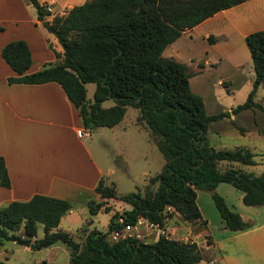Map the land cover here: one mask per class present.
I'll list each match as a JSON object with an SVG mask.
<instances>
[{"label": "trees", "instance_id": "1", "mask_svg": "<svg viewBox=\"0 0 264 264\" xmlns=\"http://www.w3.org/2000/svg\"><path fill=\"white\" fill-rule=\"evenodd\" d=\"M27 1L63 51L56 54L60 60L28 73L32 57L26 41H9L2 47L1 55L15 75L9 76L7 82H57L77 108L88 132L117 125L127 107L138 109L136 121L146 127L164 163L159 172L148 178L142 191L138 187L136 191L119 194L115 184H106L101 178L95 187L101 200L88 202L89 214L110 211L106 206L108 199L121 200L130 209L114 212L106 231L82 227L83 243L57 228L73 204L40 193L0 207V242L12 241L32 250L62 243L70 251L69 264H198L204 255L196 241L165 236L154 242L109 238L113 226L120 227L115 222L119 214L125 222L144 217L162 224L168 214L175 212L187 222L207 226L196 202L197 190L211 192L226 229L240 231L251 227V223L227 206L215 189L221 182L229 183L243 192L245 205L261 206L264 173L257 175L241 168L255 164L249 149L217 150L211 146L207 136L209 123L229 117L230 112L208 115L203 98L190 88L189 79L195 72L162 54L185 30L246 0H87L50 19L46 3ZM207 39L215 41L213 36ZM245 42L254 80L246 100L234 107L232 113L253 107L264 110L254 99L264 83V29L249 33ZM87 83L95 84L92 100L87 98ZM107 99L114 103L103 106ZM221 162L227 163L225 170H220ZM10 186L5 158L0 155V187ZM167 206L173 210L168 212ZM39 224L43 235L37 238ZM45 263L43 260L32 264Z\"/></svg>", "mask_w": 264, "mask_h": 264}, {"label": "crops", "instance_id": "2", "mask_svg": "<svg viewBox=\"0 0 264 264\" xmlns=\"http://www.w3.org/2000/svg\"><path fill=\"white\" fill-rule=\"evenodd\" d=\"M38 1L51 3L54 13L62 14L87 0ZM30 5L24 0H0V155L5 158L11 179V186L0 187L4 188L0 192L15 191L18 195H15L13 201L28 200L36 193L69 200L73 208L61 218L57 228L64 230L61 227L63 218L71 223L73 217H76L77 223H82L76 229L77 234L82 227L88 230L96 227H92L93 220L88 216L82 218L75 215L76 203L85 205L89 214L88 202L101 200L95 190L99 180L106 176L108 178L104 180L106 184L113 183L117 186L116 178H109L116 171L114 165L103 167L95 161L82 139L75 136V132L80 128L84 129L82 119L77 108L57 82L40 84L7 82L9 76L15 75L1 55L2 47L9 41L16 39L26 41L32 57L28 73L38 71L45 63L60 60L56 54L61 55L63 51L56 37L48 32L37 18L35 8L32 5L29 7ZM262 29H264V0H246L221 10L185 30L162 53L164 57L184 63L195 72L189 79L190 88L203 98L208 115L230 112L229 117L209 123L208 131L213 128L218 137L227 127V135L234 138L246 137L252 133L264 138V121L257 123L255 120V117L257 119L255 110L260 109L253 107L237 113L231 112L234 107L246 100L254 80L253 64L245 37L253 31ZM210 36L215 38L212 43L207 39ZM238 93L239 98L236 97ZM254 99L264 106V83L258 88ZM138 114L139 111L131 126L125 125L123 117L120 123L111 128L119 127L123 134L132 136L133 133L144 132L141 139L142 147L135 158L141 163L138 169L139 174L145 177V184L153 174H150L148 164L146 165L149 155L144 144L146 142L151 144L152 141L146 127L137 123ZM237 127H241L244 132L239 131ZM253 127L254 131L251 132ZM132 136L128 137V141L133 139ZM73 147L77 153L75 161L70 159ZM247 149L254 154V160L255 156L259 155L254 165L264 164V149L257 153L250 148ZM125 163L127 164V161ZM124 165L123 161L121 170L125 169ZM238 191L235 192L227 187V196L235 198L236 201L234 205L230 204L232 206L230 209L238 212L242 219L252 226L245 230L231 231L223 225L224 232H227V236L224 234V239L215 238L207 230L212 236L211 247L217 251L220 264H264V205H245L242 201L243 192ZM111 200L117 199L106 200V206L110 207L108 212L121 213L130 209V205L121 200H118V207H113ZM196 202L202 219H205L198 204V190ZM95 215L89 214V216ZM64 231L75 238L71 230ZM23 248L32 250L28 246ZM15 250L18 248L7 249L4 243H0V254L6 261Z\"/></svg>", "mask_w": 264, "mask_h": 264}, {"label": "rangeland", "instance_id": "3", "mask_svg": "<svg viewBox=\"0 0 264 264\" xmlns=\"http://www.w3.org/2000/svg\"><path fill=\"white\" fill-rule=\"evenodd\" d=\"M27 5H30L27 0H24ZM29 7H32L31 5ZM87 98L89 100L93 99V91L95 89L94 83H87ZM236 97H240V94H236ZM112 99H107L103 102V106H111L113 104ZM259 109V108H258ZM257 114L256 122L258 123L264 121V110H255ZM138 110L132 107H127L126 114L124 116V123L127 126H131L132 122L135 120ZM220 120V119H219ZM242 120V118H241ZM233 125V124H232ZM220 128V127H219ZM224 133L220 137L215 135L213 128L207 132V136L211 146L215 149H233L236 146H243L250 148L253 152H261V149H264V138L257 137L256 134H248L246 137H232L227 135V127L224 128ZM133 131V130H131ZM254 131V127L251 129V132ZM133 133V136L130 134H123L119 127L109 128V127H98L90 132H85L84 129L80 128L78 132H75V136L81 138L83 144H85L88 151L92 154L95 161L99 162L103 167L107 165H114L115 173L112 177L116 178L117 186L116 189L119 194H127L129 192L136 191L138 187H141V191L144 189V176L139 174L138 165L139 160L135 158L138 150L142 147L143 133ZM132 136L133 139L128 141V137ZM145 143V142H144ZM146 152L149 155V160L146 162L150 170V174H156L161 170V167L164 163V159L161 153L158 151L157 147L152 141L151 144H144ZM123 149V151H122ZM70 159L75 161L77 159V153L72 148V153ZM259 159V155L255 156V160ZM124 161L125 169H120L121 164ZM127 161V164L125 163ZM241 166V165H240ZM244 170L253 172L255 174L264 173V164L254 165V166H241ZM220 170H225L227 168L226 162H221L219 165ZM125 170V171H123ZM120 177V178H119ZM104 180L108 178L103 177ZM144 184V185H143ZM156 185L152 186L153 190L156 189ZM227 187L233 189L235 192H239L229 183H220L219 187L215 191L221 195L227 206L232 207L230 204H235V198L227 196ZM4 188H0V191ZM8 192H0V207L7 205L9 202L13 201L15 195H18L15 191L5 190ZM19 201V200H18ZM110 203L114 205L113 207H118L119 201L111 200ZM75 205V215L79 217H89L93 220L92 227H96L99 230L103 231L107 229L108 222L112 217L113 213L111 212H99L95 216H89L86 206L76 203ZM198 204L201 208V211L207 220V226L202 223H190L185 221L180 214L171 212L164 218L162 225H164L169 230V235L172 238H175L180 241H196L198 246L201 248L204 255L203 261L209 262L210 260H215L216 263L220 264L217 257V251L211 247L212 236L210 233L218 239H224L227 236V232H224L222 226L224 222L222 221L214 201L211 197V192L208 190H198ZM70 212V211H69ZM67 212V213H69ZM66 213V214H67ZM73 222L68 223L66 218H63L61 227L64 230H71L75 235V238L79 243H83L85 239L84 231H80L76 234V229L82 225V223H77L76 217H73ZM85 221V220H84ZM83 221V222H84ZM85 224V223H83ZM224 234H226L224 236ZM43 235L42 226L38 227L37 238H40ZM1 243V242H0ZM5 248H18L14 251V254L9 257V260L6 261L3 255L0 254V261H3L7 264H32L34 262H41L45 260L48 264H69V249L62 243H57L48 248H42L39 250H26L23 246L13 243L12 241H4ZM10 253V251H8ZM38 262V263H39Z\"/></svg>", "mask_w": 264, "mask_h": 264}, {"label": "built area", "instance_id": "4", "mask_svg": "<svg viewBox=\"0 0 264 264\" xmlns=\"http://www.w3.org/2000/svg\"><path fill=\"white\" fill-rule=\"evenodd\" d=\"M46 9L51 14L47 17L50 19L55 13L52 9L51 3H46ZM85 132H88L84 130ZM167 211L171 212L173 209L167 206ZM115 222L120 225L119 228L113 226L110 230L109 238L112 241L119 239H136L143 242H154L160 236L170 237L169 230L162 225L160 222H155L148 220L144 217H138L135 222H125L124 216L119 214L115 218ZM172 238V237H170ZM198 264H218L215 260H210L209 262L203 261V259Z\"/></svg>", "mask_w": 264, "mask_h": 264}]
</instances>
